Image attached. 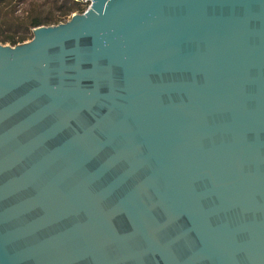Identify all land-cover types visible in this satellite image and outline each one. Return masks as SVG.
I'll use <instances>...</instances> for the list:
<instances>
[{"label":"water","instance_id":"1","mask_svg":"<svg viewBox=\"0 0 264 264\" xmlns=\"http://www.w3.org/2000/svg\"><path fill=\"white\" fill-rule=\"evenodd\" d=\"M0 264H264V0H91L0 44Z\"/></svg>","mask_w":264,"mask_h":264},{"label":"trees","instance_id":"2","mask_svg":"<svg viewBox=\"0 0 264 264\" xmlns=\"http://www.w3.org/2000/svg\"><path fill=\"white\" fill-rule=\"evenodd\" d=\"M74 12H83L77 0H0V42L22 43L33 28L57 24Z\"/></svg>","mask_w":264,"mask_h":264},{"label":"built area","instance_id":"3","mask_svg":"<svg viewBox=\"0 0 264 264\" xmlns=\"http://www.w3.org/2000/svg\"><path fill=\"white\" fill-rule=\"evenodd\" d=\"M82 8H83V11H85L87 8H89L90 4H91V0H77Z\"/></svg>","mask_w":264,"mask_h":264},{"label":"rangeland","instance_id":"4","mask_svg":"<svg viewBox=\"0 0 264 264\" xmlns=\"http://www.w3.org/2000/svg\"><path fill=\"white\" fill-rule=\"evenodd\" d=\"M21 7V6H20ZM75 13V12H74ZM65 21V20H64ZM63 22V21H62ZM60 23V22H59ZM30 38H28L27 40H25V41H28ZM24 41V42H25ZM0 44H3V45H11L9 42H0Z\"/></svg>","mask_w":264,"mask_h":264}]
</instances>
